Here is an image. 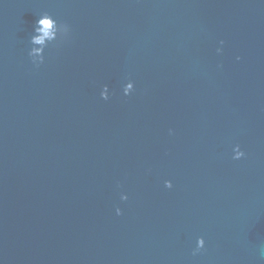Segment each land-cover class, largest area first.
Masks as SVG:
<instances>
[{
  "label": "water",
  "instance_id": "obj_1",
  "mask_svg": "<svg viewBox=\"0 0 264 264\" xmlns=\"http://www.w3.org/2000/svg\"><path fill=\"white\" fill-rule=\"evenodd\" d=\"M0 264H264V0H0Z\"/></svg>",
  "mask_w": 264,
  "mask_h": 264
},
{
  "label": "clouds",
  "instance_id": "obj_2",
  "mask_svg": "<svg viewBox=\"0 0 264 264\" xmlns=\"http://www.w3.org/2000/svg\"><path fill=\"white\" fill-rule=\"evenodd\" d=\"M69 31V26L66 23L58 22L52 15L45 12L39 16V18L35 21V26L33 29V33L30 37L31 47L28 51V56L31 58V62L36 67H39L40 64L44 62V51L45 48L53 42H56L58 39H63ZM224 41L221 40L220 44L223 45ZM36 45H40L39 48ZM217 53L223 51L222 48L218 47L216 49ZM239 59V57H237ZM134 88V84L131 80H129L123 86V93L125 96L129 95ZM100 96L107 100L109 98V88L108 85H103ZM245 153L241 150L240 145L237 144L233 148V159H239L243 157ZM166 187H171V181H165ZM122 200H127V195L121 193ZM116 213L119 215L121 213V209L119 207L116 208ZM205 240L203 237H198L196 241V248L193 250V253L198 252L201 248L204 247Z\"/></svg>",
  "mask_w": 264,
  "mask_h": 264
}]
</instances>
